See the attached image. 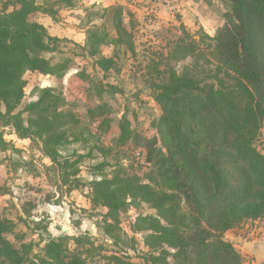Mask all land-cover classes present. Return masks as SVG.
Returning a JSON list of instances; mask_svg holds the SVG:
<instances>
[{
    "label": "trees",
    "instance_id": "obj_1",
    "mask_svg": "<svg viewBox=\"0 0 264 264\" xmlns=\"http://www.w3.org/2000/svg\"><path fill=\"white\" fill-rule=\"evenodd\" d=\"M48 1L40 5L38 0H0V129L12 127L20 139L39 140L68 185L79 176L84 156H64L62 150L81 140L75 133L81 122L62 110L61 96L47 88L39 90L38 100L26 108L27 121L17 112L25 97L26 74L60 75L68 68L53 67L43 56L53 51L50 41L56 39L30 20L37 13L55 17L57 11ZM63 2L71 6L75 0ZM227 2L225 23L213 37L204 34L201 43L191 37L175 42L168 55L171 61L190 60L182 75L152 62L158 81L153 84L154 97L162 112L157 136L134 134L124 116L119 123L117 145L133 142L146 150L147 182L118 163L111 178L89 184L90 203L106 210L104 231L116 244L134 250L135 240L123 238L121 212L140 204L156 211V216L137 217L134 224L137 233L146 232L145 264H244L225 234L264 218V154L256 147L264 121V0ZM115 27L119 35L126 32L122 21ZM87 41L90 55L96 57L108 38L89 30ZM96 65L108 72L115 60L102 57ZM105 112L98 107L90 114L92 119L105 118ZM6 146L0 130V149ZM15 228L0 212V264L31 260V245L18 248L7 238ZM45 242L41 264H86L79 248L94 245L76 235ZM110 259L114 264H134L118 256Z\"/></svg>",
    "mask_w": 264,
    "mask_h": 264
},
{
    "label": "rangeland",
    "instance_id": "obj_2",
    "mask_svg": "<svg viewBox=\"0 0 264 264\" xmlns=\"http://www.w3.org/2000/svg\"><path fill=\"white\" fill-rule=\"evenodd\" d=\"M62 2L48 1V6L57 11L55 17L37 13L30 20L43 25L48 35L56 39L50 41L53 51L43 56L53 67L67 64L68 68L60 75L26 74L25 97L17 112H22L27 121L29 115L25 110L38 100L39 90H53L63 99L61 109L75 114L81 122L75 131L81 134V140L67 143L62 154L70 157L78 153L84 158L79 176L71 178L66 185L59 166L44 155L39 140L20 139L12 127L0 129L7 144L4 151L0 149V212L16 227L15 234L7 238L18 248L22 244L31 245V260L27 264H41L45 241L61 235L85 236L91 240L93 246L79 248L86 264H114L111 256L145 264L143 256L149 253L144 244L146 232L137 233L134 224L137 217L156 216V211L140 204L121 212L123 238L135 240L134 250L116 244L104 231L102 215L106 210L90 203L89 184L111 178L118 163L126 173L147 182L150 167L146 150L133 142L117 145L119 123L124 116L134 134L145 139L157 136L156 123L162 112L154 97L153 84L158 81L152 62L162 70L172 68L182 75L190 60L187 57L171 61L168 55L175 42L180 37H191L201 43L204 34L213 37L225 23L229 3L227 0H75L69 6ZM38 3L45 2L38 0ZM119 21L126 29L121 35L115 27ZM89 30H99L108 38L96 57L88 51ZM199 46L204 50V44ZM102 57L114 58V68L108 72L98 68L96 61ZM98 107L105 108V118L92 119L90 111ZM256 147L264 154V121ZM100 164L104 165L99 170ZM247 223L225 234L238 253L232 238ZM70 248L75 249L72 242ZM241 256L244 264L250 262Z\"/></svg>",
    "mask_w": 264,
    "mask_h": 264
},
{
    "label": "crops",
    "instance_id": "obj_3",
    "mask_svg": "<svg viewBox=\"0 0 264 264\" xmlns=\"http://www.w3.org/2000/svg\"><path fill=\"white\" fill-rule=\"evenodd\" d=\"M232 239L238 251L250 259L246 264H264V219L247 223Z\"/></svg>",
    "mask_w": 264,
    "mask_h": 264
}]
</instances>
